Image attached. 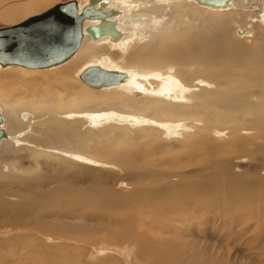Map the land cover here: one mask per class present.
Segmentation results:
<instances>
[{
	"label": "bare ground",
	"instance_id": "6f19581e",
	"mask_svg": "<svg viewBox=\"0 0 264 264\" xmlns=\"http://www.w3.org/2000/svg\"><path fill=\"white\" fill-rule=\"evenodd\" d=\"M72 1L79 14L87 10L90 15L83 20L78 47L67 59L46 67L4 65L0 62V69L21 67L24 74H31L37 69L56 68L68 62L60 71L57 70L60 79L53 83L54 89L51 94L55 95L54 97L50 95L52 98L47 99L44 94L33 92L31 97L26 93L29 97L27 99L21 91L13 99L7 94L1 100L0 129L4 132L0 137L1 178L12 174L5 172L7 164L12 168L14 173L12 175L15 178L35 175L33 178L46 176L49 180H53L50 177H53L57 171L61 175L68 172V176L73 177L75 176L73 167L90 170L91 164L114 168L117 163H126V171H129L131 166L126 160L127 152H137L143 143L159 141L164 129L169 128L170 125L181 127L187 123L190 132L183 133L184 140L181 142L185 147L190 148V144H200L199 142H203V139L208 135L211 136L215 130L227 131L232 140L231 144L235 146L236 140L244 130L243 124L248 118H264V92L262 91L264 77H259L251 64L254 61L262 62L264 69L263 43L256 44V48L251 47L255 45L256 40H261L260 35L254 36L253 43L249 46L240 43L238 38H231L232 23L246 25L239 28L243 30L237 33L240 37L253 33V30H256V28L253 29V25L259 26L260 23L263 28L264 0H227L226 4L220 6L199 0H98L96 2L88 0L85 4H80L79 0ZM45 2L48 1L36 0L34 5ZM197 3L204 7H200ZM34 5L32 4V9L27 7L21 11L29 15L24 20L38 15H32ZM244 7L249 12L245 11L246 14L243 11V15L246 14V16L242 21L243 19L238 15ZM94 8L110 12V14L104 19L97 18L91 15ZM11 13L17 16L16 11H11L9 17L14 16ZM89 26L96 28L98 36H93L87 29ZM91 61H100L102 65L90 64L78 75L83 82L81 85L86 84L89 87L78 91L72 90V85L79 82L72 72ZM93 67L123 73V78L119 82L94 85L86 79V74L100 73ZM128 81L136 85L135 92L142 93V97L135 98L131 95V88L123 91L117 89L114 94L106 93L107 88L125 86ZM77 85L80 87L79 84ZM22 108L25 110L23 111ZM45 112L53 113V117L47 118ZM74 114L77 115L74 116ZM121 114L135 116V125ZM140 116L143 117L139 118ZM149 119H151L150 122ZM103 122L106 124L95 131L94 127ZM192 129L196 131L193 132ZM137 135L141 137L138 138ZM261 136L264 137V133ZM165 153L171 155L170 152ZM219 158L210 156V160L205 162V169L217 166L218 176L223 175L230 179L226 181L230 183L232 176L228 174L227 168L221 165ZM163 159L166 160V157L163 156ZM102 169L95 170L101 173ZM155 169L157 168H153ZM176 169L155 173L161 178L180 177L182 179L181 176L185 172L182 173ZM103 170L107 171L105 168ZM125 174L132 175L128 172ZM88 175L83 176L88 177ZM136 175L140 176L139 174L134 176ZM178 181L166 184L158 190L157 195L165 196L169 191L175 193L180 184ZM186 183L189 182L181 184ZM191 183L203 185L205 182ZM47 186V191L52 192L56 190L57 184ZM81 187L84 188V186L79 187L80 200H77L75 194L67 192L65 196L60 195L63 202L58 205L57 202L52 204L50 200L47 202L41 200L37 212H31V205L37 203L31 202L25 205V202H22L21 209L15 212L13 217L0 220V227L5 222L8 226L29 224L30 219L35 218L39 230L47 231L50 237H55L63 233V228L70 227L74 230V226L67 220L68 226L62 227L59 232L61 227L58 223L61 215L59 211L57 213L54 211L60 206L64 208L66 204L68 207L80 204V209L74 207V210L69 211L71 220L77 221L81 229L87 227L88 222L93 220L97 222L98 229H102L107 226V222L100 221L101 218L98 215L88 212L87 209L82 211V205L95 206L98 213H103L101 209L117 212L124 204H132L134 197L145 194L141 188L135 189L132 195L119 191L117 195L114 193L107 197L108 192H106L103 198L107 197V203H105L109 207H104L103 202L99 204L97 199L96 201L91 199L93 194L89 191L90 187L85 192H82ZM234 187L242 188L243 185L235 183ZM250 187L249 185L247 188L250 189ZM15 190L22 194L19 187ZM188 190L189 188L185 187L184 196ZM252 193L254 192L249 191L243 196L235 193L233 197L225 195L224 198H220L221 200L219 196L210 200L206 198L193 202L188 200L183 204L194 206L198 203L197 207L200 209L207 201L220 200V206L224 207L225 201H234L233 198L247 201L248 195ZM167 202L173 204L171 212L178 211L176 203L171 199ZM139 205L136 209L142 212L143 204ZM244 206L247 205L237 204L236 210ZM42 211V221L38 222V215ZM110 224L111 222L108 223ZM92 225H94L93 222ZM29 228L35 230V228ZM226 254L235 264H257V261L250 257L242 259L236 254L230 255V252Z\"/></svg>",
	"mask_w": 264,
	"mask_h": 264
},
{
	"label": "rangeland",
	"instance_id": "374dc122",
	"mask_svg": "<svg viewBox=\"0 0 264 264\" xmlns=\"http://www.w3.org/2000/svg\"><path fill=\"white\" fill-rule=\"evenodd\" d=\"M35 1L0 0V27L18 23L29 17L21 11L27 7L32 9V4L34 5ZM47 1L43 4L39 3L40 5H34V11H32L34 14L32 13V15L43 13L51 6L72 0ZM87 1L79 0L80 4H85ZM47 5L49 6L46 7ZM11 11H16L17 16L11 13L14 16L9 17ZM243 11L248 10L245 7L241 8L242 15L239 14V18H245L247 13L245 12L246 14L243 15ZM232 25V39L238 38L240 43L249 46L253 43V37L260 35L259 38L262 41L256 40L257 43L255 42V45H251V47L256 48L261 42L264 46V26L262 28L260 23L259 26L254 27L253 25V29L256 28L257 31L254 29L249 36L241 37L237 35L239 28L246 27V25L241 23H232ZM259 30L260 32H258ZM67 63L56 66V68L37 69L31 74H24L21 67L0 69V105H2L1 100L4 99V95L9 94L11 96L9 98L13 99L21 91L27 99H29L28 95L31 97L33 92L44 94L47 99L54 97L55 95L51 94L54 89L53 83L60 79L57 70L60 71ZM95 63L102 65L100 61H91L72 72L79 81L77 84L80 85L79 87L77 84H73L72 90L78 91L89 87L86 84V86L81 85L82 80L78 78V75L84 68ZM251 64L257 75L264 77L262 62L254 61ZM259 66L262 69H259ZM126 88L134 90H130V94L135 98L143 95L135 92L137 87L130 81L125 86L107 88L106 93L114 94L117 89L123 91ZM262 91L264 92V89ZM22 110L24 111L25 108ZM45 114L48 116L47 118L53 117V113H49L51 114L49 115L45 112ZM76 115L74 114V116ZM121 115L130 119V123L135 125V116ZM150 121L151 119H149ZM105 124L106 122H103L95 126V131ZM243 125L245 126L244 130L236 140L235 146L231 144L232 140L227 131L215 130L211 136L208 135L203 139V142H199L200 144H190V148L181 143L184 140L183 133L190 132L187 123L181 127L170 125L167 128L169 132L164 129L159 141L143 143L137 152H127L126 160L131 166L129 171H126L125 162V164H115L114 168L91 164L92 168L90 170L84 168L85 171L83 168L73 167L75 173L73 177H69L68 172L61 175L57 171L53 177H50L53 180H49L46 176V179L42 176L33 178L35 175L31 177L23 175L20 178H15L12 175L14 174L12 168L7 164L5 172L12 174H7L4 178L0 177V194L2 195H0V220L13 217L14 213L21 209L22 202H25V205L31 202L37 203L31 205V212H37L41 200H45V202L50 200L52 204L57 202L58 205L63 202L60 195L65 196L67 192L75 194L77 200H80L81 190L79 187L81 185L84 186V188L81 187L82 192L90 187L89 191L93 194L90 193L91 199L95 201L97 199L99 204L103 202L104 207L107 206V197L114 193L117 195L119 191L132 195L136 191L135 189L141 188L145 194L134 197L132 204L122 205V209L117 212L101 209L103 213H98L95 206L86 205V208L85 205H82V211L87 209L88 212L98 215L101 218L100 221L107 222V226L102 229H98L97 222L93 220L94 225L92 222H88L87 227L83 229L78 227L77 221L71 220L69 213L74 210V207L80 209V204L76 206L74 204L71 207L66 204V207L60 206L58 210L54 211L55 213L59 211L61 215L58 223L61 227L59 232L62 227L68 226L67 220L74 226V230L70 227L63 228V233H59L56 235L57 237H50L46 233L47 231L39 230L35 218L30 219L29 224L22 223L18 226H8L5 222L0 227V264H235L228 257L227 252H230V255L236 254L242 259L250 257L256 260L257 264H264V137L261 136L264 133V118H248ZM191 131L195 132L196 130L192 129ZM137 137L139 138L141 135H137ZM250 147L251 149H249ZM165 152H170L171 155H167ZM163 156L166 157V160L163 159ZM210 156L220 157L221 165L225 166L228 174L232 176L230 183H226L230 179L223 175L218 176L217 166H213L214 169H205V162L210 160ZM103 167L107 171H104ZM176 167H179L177 168L179 172H185L181 176L182 179L180 177L161 178L159 174L155 173L168 172ZM97 168H103L100 170L101 173L96 171ZM153 168L157 169L153 170ZM125 171L132 175H126ZM82 173L87 175L89 173V175L84 177ZM135 174L140 176H134ZM178 180L180 184L175 193L169 191L165 196L164 194L157 195L158 190L163 186ZM195 181H204L205 183L203 185L191 183ZM182 182L189 183L181 184ZM52 183L57 184L56 190L49 192L46 187L53 185ZM235 183H240L243 187L235 188ZM249 185L250 189L247 188ZM16 187H19L22 194L17 193ZM185 187L189 188L186 196L183 193ZM249 191L254 193L248 195L247 201L233 198L234 201H225L224 207L220 206V198H224L225 195L233 197L237 193L238 196H243ZM105 194L107 197L103 198L106 196ZM218 196L219 201H207V204L205 203L204 207L202 206L200 209L197 207L198 203L194 206L183 204L188 200L191 202L205 198L210 200ZM100 198L101 200H99ZM170 199L178 205L179 213L178 211L171 212L173 204L167 202ZM139 204H143L142 212L136 209L137 205L140 206ZM237 204H246L247 206L236 210ZM206 206L208 207L206 208ZM42 213L43 211L38 215V222L42 221ZM72 216L74 217V215ZM109 222L114 225H108ZM29 227L35 228V230ZM221 254H225V256Z\"/></svg>",
	"mask_w": 264,
	"mask_h": 264
},
{
	"label": "water",
	"instance_id": "95a60500",
	"mask_svg": "<svg viewBox=\"0 0 264 264\" xmlns=\"http://www.w3.org/2000/svg\"><path fill=\"white\" fill-rule=\"evenodd\" d=\"M199 1L216 6L224 5L227 2V0ZM73 2L59 3L30 19L1 26L0 62L4 65L46 67L67 59L78 47L83 20L90 15L87 10L79 14ZM93 10L91 15L101 19L110 14V12L99 8ZM87 29L93 36H98V31L93 26H89ZM242 31V29L239 30V32ZM98 70L100 73L86 74V79L97 86L113 81L119 82L123 78V73L120 72ZM3 133V130L0 129V137Z\"/></svg>",
	"mask_w": 264,
	"mask_h": 264
}]
</instances>
